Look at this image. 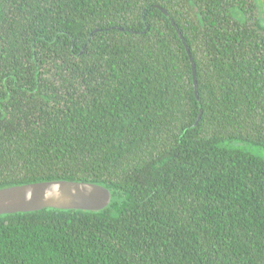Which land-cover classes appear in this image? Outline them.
Instances as JSON below:
<instances>
[{
    "label": "trees",
    "instance_id": "trees-1",
    "mask_svg": "<svg viewBox=\"0 0 264 264\" xmlns=\"http://www.w3.org/2000/svg\"><path fill=\"white\" fill-rule=\"evenodd\" d=\"M250 1L0 0V188L111 192L97 211L0 215V264H264Z\"/></svg>",
    "mask_w": 264,
    "mask_h": 264
},
{
    "label": "water",
    "instance_id": "water-1",
    "mask_svg": "<svg viewBox=\"0 0 264 264\" xmlns=\"http://www.w3.org/2000/svg\"><path fill=\"white\" fill-rule=\"evenodd\" d=\"M157 7L168 16L166 10ZM170 21L176 28L179 38L184 42L180 30L171 18ZM186 49L189 53L187 46ZM191 64L196 94L197 82L192 58ZM110 200V190L98 183L64 179L39 181L0 188V215L32 212L45 208L97 211L105 208Z\"/></svg>",
    "mask_w": 264,
    "mask_h": 264
},
{
    "label": "rangeland",
    "instance_id": "rangeland-1",
    "mask_svg": "<svg viewBox=\"0 0 264 264\" xmlns=\"http://www.w3.org/2000/svg\"><path fill=\"white\" fill-rule=\"evenodd\" d=\"M250 2L253 9V18H259L264 27V0H251Z\"/></svg>",
    "mask_w": 264,
    "mask_h": 264
},
{
    "label": "snow or ice",
    "instance_id": "snow-or-ice-1",
    "mask_svg": "<svg viewBox=\"0 0 264 264\" xmlns=\"http://www.w3.org/2000/svg\"><path fill=\"white\" fill-rule=\"evenodd\" d=\"M260 155L264 156V152H261ZM0 247H2V244H0Z\"/></svg>",
    "mask_w": 264,
    "mask_h": 264
}]
</instances>
